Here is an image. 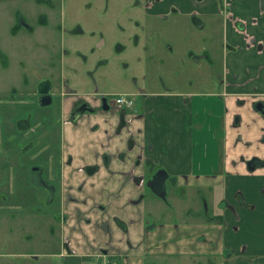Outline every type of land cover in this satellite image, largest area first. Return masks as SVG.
<instances>
[{"label":"crops","instance_id":"0c3cea01","mask_svg":"<svg viewBox=\"0 0 264 264\" xmlns=\"http://www.w3.org/2000/svg\"><path fill=\"white\" fill-rule=\"evenodd\" d=\"M144 9L189 18L194 32L221 37L223 52L203 46L186 81L123 92L134 95V106L115 115L101 109L103 93L60 98L55 120L40 109L34 124L43 133L58 123L59 154L9 156L0 145V179L21 172L25 183L0 189V210L55 204L62 264H264V0H145ZM79 100L94 114L72 122ZM82 118L89 138L72 153ZM39 162L35 187L29 164ZM158 170L167 175L164 199L143 192Z\"/></svg>","mask_w":264,"mask_h":264},{"label":"rangeland","instance_id":"374dc122","mask_svg":"<svg viewBox=\"0 0 264 264\" xmlns=\"http://www.w3.org/2000/svg\"><path fill=\"white\" fill-rule=\"evenodd\" d=\"M144 3L145 0H0V122L4 124L0 145L7 155L41 159L59 154L58 123L53 121L51 131L43 133L34 124L40 109L51 111L50 118L55 120L59 98L99 97L103 93L111 102L127 94L123 92L131 93L142 86L154 84L163 89L174 78L188 79L203 56V46L213 47L214 56L221 55V49L223 52L221 37L194 32L189 29L193 27L189 18L146 15ZM187 50L193 56L189 57ZM214 60L218 62L217 57ZM215 75H221L220 68H215ZM44 80L51 82L53 98L49 106L40 107L35 93ZM213 86L215 83H210L207 89ZM104 114L111 116L112 112ZM79 127L78 133H72L70 144L71 152L80 154L82 143L89 138L90 122L82 118ZM45 137L50 142L46 153L42 150ZM34 165L29 164L31 171L43 166L40 162ZM30 173V182L38 186L40 175ZM23 181L21 172L14 174L11 181L0 179V189H22ZM148 181L143 192L151 197ZM28 199L24 195L23 205ZM57 217L55 204L36 203L30 211L0 210V264H62L57 256ZM176 221L174 214L169 222ZM157 264L193 263L173 258Z\"/></svg>","mask_w":264,"mask_h":264},{"label":"water","instance_id":"95a60500","mask_svg":"<svg viewBox=\"0 0 264 264\" xmlns=\"http://www.w3.org/2000/svg\"><path fill=\"white\" fill-rule=\"evenodd\" d=\"M39 95V106L45 107L51 103V97L49 95V82L44 81L38 86ZM102 106L104 111H108L109 107L107 105L106 99L102 98ZM76 119V118H75ZM167 175L163 170H158L147 182V187H149L153 193L161 199L165 197V181Z\"/></svg>","mask_w":264,"mask_h":264},{"label":"flooded vegetation","instance_id":"af4514ba","mask_svg":"<svg viewBox=\"0 0 264 264\" xmlns=\"http://www.w3.org/2000/svg\"><path fill=\"white\" fill-rule=\"evenodd\" d=\"M44 81H47V82H49V95H50V97H51V103H52V95L50 94V90H51V82L50 81H48V80H44ZM44 81H40V83L39 84H41L42 82H44ZM39 84H38V86H39ZM38 86H37V89H36V96H37V104L39 105V103H38V100H39V95H38ZM100 95V94H99ZM120 95H128L129 96V98H131L132 99V102H133V104H132V107H130V108H126V107H123V106H121V107H119V106H117V105H115L114 104V100L119 96H117L113 101H111V102H108L107 101V99H106V96H102V98H105L106 99V102H107V105H108V107H109V110H116V109H132L133 108V106H134V103H135V98H134V95H132V94H120ZM60 99V98H59ZM99 99H100V97H99ZM50 103V104H51ZM49 104V105H50ZM49 105H47V106H49ZM41 107V106H40ZM46 107V106H45ZM100 107H101V109L103 110V106H102V99H101V105H100ZM59 112V111H58ZM94 112V110L92 109V108H90V106H89V104L86 102V101H83V100H79V101H77V102H75L74 103V105L72 106V108H71V111H70V113H69V118H70V121H72V122H76L83 114H85V113H93ZM26 117V116H25ZM76 118V119H75ZM32 122V121H31ZM3 130V129H2ZM36 165L37 164H35L34 166L36 167ZM37 168L38 167H36L35 168V170H33V171H31V169H29V172H36L37 173V175H40V182H42L41 181V173L39 172L40 170H37ZM31 174V173H30ZM40 185V184H39ZM38 185V186H39ZM37 187V186H36ZM105 263H107V262H105ZM107 264H109V263H107Z\"/></svg>","mask_w":264,"mask_h":264},{"label":"built area","instance_id":"2783aa9c","mask_svg":"<svg viewBox=\"0 0 264 264\" xmlns=\"http://www.w3.org/2000/svg\"><path fill=\"white\" fill-rule=\"evenodd\" d=\"M114 104L121 107H126V108H130L132 107V99L129 98L128 95H119L115 100H114ZM102 264H107V263H102Z\"/></svg>","mask_w":264,"mask_h":264}]
</instances>
